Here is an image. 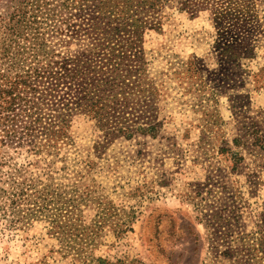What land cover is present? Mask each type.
Listing matches in <instances>:
<instances>
[{"label":"rangeland","instance_id":"1","mask_svg":"<svg viewBox=\"0 0 264 264\" xmlns=\"http://www.w3.org/2000/svg\"><path fill=\"white\" fill-rule=\"evenodd\" d=\"M11 1L0 0V19ZM180 1L164 8L162 31L146 36L154 134L108 143L95 121L77 116L51 156L0 148V181L13 170L35 179L84 237L57 239L40 222L12 227L0 201V264H243L238 256L264 222V0L245 49L228 59L217 48L214 0H193L192 11ZM206 182L215 186L210 211H235L238 255L210 249L193 195Z\"/></svg>","mask_w":264,"mask_h":264},{"label":"trees","instance_id":"2","mask_svg":"<svg viewBox=\"0 0 264 264\" xmlns=\"http://www.w3.org/2000/svg\"><path fill=\"white\" fill-rule=\"evenodd\" d=\"M192 1H180L181 9L194 10ZM169 2L12 0L7 16L0 19V148L27 151L37 158L51 156L60 144L68 143L77 116L95 121L108 143L154 134L146 116L154 87L148 77L145 43L150 32L162 31V14ZM257 2L212 1L222 57L228 59L236 48L245 49ZM247 135L256 141V132ZM23 176L13 170L0 181L9 185L8 190L0 187V201L12 227L40 222L47 235L83 240L82 234H75L80 226L74 218L62 221L52 197L47 199L38 181ZM213 187L207 182L194 187L200 222L213 254L238 255L229 238L235 211L219 217L210 211L207 195ZM244 245L239 263L264 262V222L256 239ZM223 246L228 249L222 252Z\"/></svg>","mask_w":264,"mask_h":264}]
</instances>
